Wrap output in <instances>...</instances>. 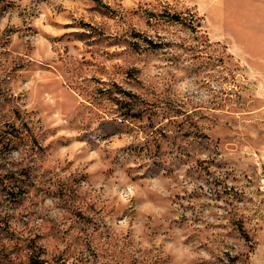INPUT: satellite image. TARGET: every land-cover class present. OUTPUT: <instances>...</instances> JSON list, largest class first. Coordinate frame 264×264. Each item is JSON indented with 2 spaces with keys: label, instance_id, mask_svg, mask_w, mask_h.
<instances>
[{
  "label": "rangeland",
  "instance_id": "1",
  "mask_svg": "<svg viewBox=\"0 0 264 264\" xmlns=\"http://www.w3.org/2000/svg\"><path fill=\"white\" fill-rule=\"evenodd\" d=\"M0 0V264H264V0Z\"/></svg>",
  "mask_w": 264,
  "mask_h": 264
},
{
  "label": "crops",
  "instance_id": "2",
  "mask_svg": "<svg viewBox=\"0 0 264 264\" xmlns=\"http://www.w3.org/2000/svg\"><path fill=\"white\" fill-rule=\"evenodd\" d=\"M214 1H215V0H208L207 3L209 2V3L211 4V6H212L211 8H212L213 10L216 11ZM216 12H217V11H216Z\"/></svg>",
  "mask_w": 264,
  "mask_h": 264
}]
</instances>
